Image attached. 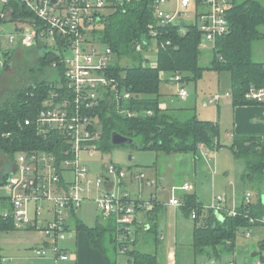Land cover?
Masks as SVG:
<instances>
[{
	"label": "trees",
	"instance_id": "16d2710c",
	"mask_svg": "<svg viewBox=\"0 0 264 264\" xmlns=\"http://www.w3.org/2000/svg\"><path fill=\"white\" fill-rule=\"evenodd\" d=\"M154 2L132 0L130 3L112 4L100 13L95 23L87 27L88 41L103 44L113 51L107 73L114 80V89L93 109L102 131L98 149L104 152L111 150L114 131L135 139L132 146L142 150L184 153L196 152L200 144L211 148L220 146L217 121L204 120L195 114L190 116L180 109L162 107L161 83L164 74L172 80L179 77L178 81H197L206 70L228 72L234 105L262 103L247 99L246 93L251 87L264 88V61L253 58L254 43L264 39V2L233 0L228 10L229 31L215 40L208 66L200 63L202 32L198 26L187 23L186 31L182 32L180 24L161 23L155 17ZM10 7L13 10L12 20L31 19L39 23L20 0L11 1ZM137 45H141L143 51H137ZM151 45L157 51L155 64L143 55ZM33 47L41 52L38 69L46 75L48 68H54L56 80L34 75L32 81L15 89L8 99L0 102V150L12 160L17 151L49 148L55 142L54 139L45 141L40 138L33 127L24 125V121L33 118L54 87L65 82V66L60 59L66 45L62 46L60 41L49 45L40 40ZM57 49L62 54H58ZM6 58L5 65L12 58L11 49ZM36 72L35 68L31 69L32 74ZM126 92L131 96L123 99L122 95ZM9 132L11 135L6 136ZM231 149L237 157L247 160V172L243 178L256 184L258 192L251 203L243 201L235 207L236 215L227 210L215 211L205 207L196 194L189 192L181 195L180 208L194 221L191 245L195 255L211 251L214 256L221 257L223 250L235 251L239 232L243 230L244 233L259 224L251 222L250 218L264 216V138L235 135ZM6 174L0 173V177H6ZM153 209L147 210L149 222L145 231L156 249L160 241L159 219L153 214ZM107 219L89 226L73 213L71 225L77 231L85 232L90 246L102 254L107 264H163L159 249L154 252L140 249L134 236L132 241L121 240L116 219ZM13 230H17L13 220L0 214V232ZM262 246L264 249V244ZM122 248H125L123 254L128 256L124 262L110 254V250L115 254L122 253ZM1 251L0 245V264H6ZM261 258L264 261V257Z\"/></svg>",
	"mask_w": 264,
	"mask_h": 264
},
{
	"label": "built area",
	"instance_id": "2783aa9c",
	"mask_svg": "<svg viewBox=\"0 0 264 264\" xmlns=\"http://www.w3.org/2000/svg\"><path fill=\"white\" fill-rule=\"evenodd\" d=\"M11 1L0 0V67L5 65L6 55L14 44L29 48L40 40L49 45L60 41L62 46L66 45L60 59L65 66L66 79L62 85L54 87L36 115L24 121V125L33 127L40 138L45 141L54 139L55 142L49 148L15 152L6 177H0V214L10 217L17 230H37L42 234V238L31 247L35 255L33 258L39 261L37 264H62L71 258V251L64 246V242L77 232L71 225L72 214L77 213L83 201L91 199L92 192L100 191L99 196L92 198L100 213L105 218L116 219L121 240L132 241L138 212L154 208L158 202L156 195L142 198L123 188L127 172L118 170L113 163L106 165V169L117 177V184L111 177L90 178L83 156H91L99 150L102 131L93 109L114 89V80L107 73L113 51L107 47L99 50L98 43L88 41L86 30L110 5L130 3L132 0H20L39 23L31 19L12 20ZM168 1L155 0V17L163 24H180L181 31L185 32L186 13L181 9H163ZM177 1L180 8H188L192 3V0ZM196 1L202 10L198 12L196 21L191 23L202 32L200 47L212 46L213 49L217 37L229 31L228 10L233 0ZM7 22L15 24L13 31H5ZM136 49L143 51L141 45H137ZM57 53H61L60 49ZM178 79L175 78L176 81ZM187 94L185 89L180 92L181 97ZM130 96L126 92L122 98ZM118 97L121 95L118 94ZM220 98L217 94L210 102ZM246 98L264 102V88L251 87ZM9 135L10 132L6 134ZM204 146L200 144V147ZM133 176L149 187L158 186L156 179H146L144 173ZM101 187L104 190L101 191ZM191 189L188 183L172 185L171 196L163 204L180 208L182 200L178 191L185 194ZM252 200L253 194L248 191L244 202L249 204ZM207 208L237 214L235 208L229 209L224 204L222 195H215L213 205ZM192 216L195 217L196 213L193 212ZM250 221L264 224V216L251 217ZM251 230L246 229L244 234L250 236ZM124 251L125 248H122L121 252ZM176 263V252L172 250L168 264Z\"/></svg>",
	"mask_w": 264,
	"mask_h": 264
},
{
	"label": "rangeland",
	"instance_id": "374dc122",
	"mask_svg": "<svg viewBox=\"0 0 264 264\" xmlns=\"http://www.w3.org/2000/svg\"><path fill=\"white\" fill-rule=\"evenodd\" d=\"M264 2V0H262ZM165 10L181 9L185 12L184 20L187 23L196 21L197 14L202 7H198L197 1L192 0L188 8H180L177 0H169L162 6ZM5 31H13L15 24L7 22ZM264 29V27H263ZM99 50L106 48L103 44L97 45ZM12 58L7 65L0 67V102L10 97L15 89L23 86L26 82L32 81L37 74L40 78H47L51 81L56 80L54 68H48L46 75L40 71L39 57L41 52L34 47H24L19 44L10 46ZM156 48L151 45L144 56L150 59L151 64L156 62ZM213 56L212 46L202 49L200 58L201 65L208 66ZM253 58L257 61H264V39L254 43ZM35 68L37 72L31 73ZM35 75V76H34ZM182 89L187 91L186 97H181ZM232 81L228 72H218L215 70H206L197 81L169 79L164 74L161 83V104L164 107L180 109L190 116L197 115L199 118L210 121H218L220 125V146L214 148L204 146L199 147L196 152L189 151L184 153H166L163 151L142 150L132 145H113L110 151L104 152L97 150L93 155L84 154L86 163L89 167V177H111L117 184V177L110 174L106 165L114 164L118 170L127 172V179L134 177L133 174L143 172L146 179H156L158 184H163L159 189V198L167 200L171 196L172 185H182L184 182L191 184L190 193L196 194L205 207L213 205V197L222 195L224 204L235 208L244 201V195L251 191L256 196L258 192L256 184L244 180L243 175L247 172V160L237 157L231 149L234 141V102L232 94ZM220 95V101L210 102L215 95ZM206 152L208 153L206 155ZM13 164V160L0 150V173L8 172ZM139 182L138 179L134 178ZM124 184V183H123ZM123 188L124 185H122ZM147 187V186H146ZM159 187V185H158ZM104 187H101V191ZM100 192V191H99ZM99 192L91 193V199H86L77 209V217L89 226H94L98 221L106 222L92 198L99 196ZM156 189L147 187L143 196L148 198L155 195ZM252 193V194H253ZM182 195L183 191H178ZM159 200V199H158ZM174 207H167V246L168 251L174 250L176 245V236L178 238V264H211L215 260L216 264H258L264 257V224H256L251 227V235L246 236L241 230L237 236L235 251H225L221 257H216L211 251L195 255L192 249V233L186 232L183 221L176 226V212ZM146 213L138 212V220L147 223ZM193 224L192 218H185ZM177 227V229H176ZM183 229V230H182ZM184 231V232H182ZM131 236H134V227ZM42 238V234L37 230H13L0 232L1 253L5 257L6 264H36L38 260H33L35 256L32 252V246ZM139 243L140 249L148 252L155 251L153 241ZM254 252H259L253 256ZM112 257H117L119 261H127L128 256L119 253L115 254L110 250ZM162 258V253L160 255ZM260 264H264L261 261Z\"/></svg>",
	"mask_w": 264,
	"mask_h": 264
},
{
	"label": "crops",
	"instance_id": "0c3cea01",
	"mask_svg": "<svg viewBox=\"0 0 264 264\" xmlns=\"http://www.w3.org/2000/svg\"><path fill=\"white\" fill-rule=\"evenodd\" d=\"M228 95L230 96L231 94L229 93ZM234 108H235L234 110L235 121H234V133H233L234 137L235 135H253V136H259L261 138H264V102L234 105ZM185 183L187 182H184V184ZM123 185L134 196L146 198L143 196V193L145 189L149 186H147L145 182H141L140 180L138 182L134 179V177H131V179L125 180ZM158 185L159 187L158 186L150 187L151 189H156L157 192L155 193V195L157 197V200L159 199L158 201H160V203L158 204L159 206L154 207L153 209L154 210L153 214L155 215V217L157 216L159 219L158 235L160 238V241L158 243L159 247L156 248L155 250L157 249L160 250V253H162V256H163V264H168V256L172 251V250L168 251V246H167L168 229H167V222H166V210H167V207L169 206L163 204L164 202H167L168 199L162 200L159 198V195H160L159 189L160 187L163 188L164 186L163 184H158ZM253 200H255L254 193H253ZM227 207L231 209L230 206H227ZM175 209H176L175 214H176V221H177L176 226L180 224V221L184 220L183 224H181L182 226H184L183 229H185L186 232L191 231L192 233L193 228H194V223L191 224L187 220H185L186 217L187 218L189 217L186 216L185 212L181 208H175ZM144 212L146 214L148 213L147 210H144ZM145 218L149 222L148 214L146 215ZM147 223H144L143 221H139L138 214H137V219H136V223L134 227V239L136 240L137 244L139 243H147L148 245L150 244L149 242L151 241V239L149 237L148 232L145 231V227ZM175 240H176V245H177V241H178L177 236ZM176 245H175L174 250L176 252V260L178 262L177 258H178L179 253H178V248ZM64 246L70 249L71 258L68 261L63 262L62 264H107L102 254L97 249H94L90 246L88 238L85 232L83 231H80V232L77 231L76 234L72 238L64 242ZM37 263L38 262H36V264ZM211 264H216L215 260H212Z\"/></svg>",
	"mask_w": 264,
	"mask_h": 264
},
{
	"label": "water",
	"instance_id": "95a60500",
	"mask_svg": "<svg viewBox=\"0 0 264 264\" xmlns=\"http://www.w3.org/2000/svg\"><path fill=\"white\" fill-rule=\"evenodd\" d=\"M111 141H112V144L115 146H117V145H132L135 143V139L124 136V135H122L116 131H114L112 133ZM263 202H264V196H263ZM258 254H259V252H254L252 255L256 256Z\"/></svg>",
	"mask_w": 264,
	"mask_h": 264
}]
</instances>
